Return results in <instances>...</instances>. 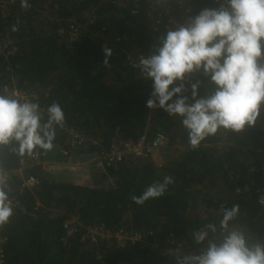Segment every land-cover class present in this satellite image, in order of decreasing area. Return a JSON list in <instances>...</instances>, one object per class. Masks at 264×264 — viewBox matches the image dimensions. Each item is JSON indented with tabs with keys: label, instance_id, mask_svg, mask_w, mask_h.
Listing matches in <instances>:
<instances>
[{
	"label": "trees",
	"instance_id": "1",
	"mask_svg": "<svg viewBox=\"0 0 264 264\" xmlns=\"http://www.w3.org/2000/svg\"><path fill=\"white\" fill-rule=\"evenodd\" d=\"M148 0H21L0 7V37L9 39L7 56H0V94L7 89L36 95L41 105L59 103L64 126L57 128L54 148L36 150L48 166L27 163L19 169L15 143L0 146V176H8L15 197L13 213L0 225L2 264H166L144 243L120 247L113 238L82 241L81 231L67 234L68 217L82 226L103 223L148 236L161 245L169 234L184 238L194 252L201 245L191 234L209 223L217 225L220 209L239 206L230 227L264 242V113L252 127L239 132L221 129L192 149L178 116L149 109L146 100L151 80L133 67L137 55L153 51L164 31L153 28L145 15ZM193 15L216 0H190ZM29 5V6H28ZM70 25L79 32L71 41ZM111 31L113 45L93 32ZM15 29V30H13ZM112 50L103 62V49ZM192 80L205 78L195 74ZM8 93V92H7ZM81 133L85 141L69 152L70 163L88 162L82 177L77 170L57 165L66 146V130ZM162 131L170 145L168 158L156 165L152 158L126 156L106 169L90 162L116 139H136ZM95 142V143H93ZM182 145V148H178ZM54 162V164H52ZM56 162V163H55ZM87 169V170H86ZM33 175L38 184L20 189L23 177ZM172 178L165 194L136 204L153 182ZM82 178V179H81ZM83 181V182H82Z\"/></svg>",
	"mask_w": 264,
	"mask_h": 264
},
{
	"label": "clouds",
	"instance_id": "2",
	"mask_svg": "<svg viewBox=\"0 0 264 264\" xmlns=\"http://www.w3.org/2000/svg\"><path fill=\"white\" fill-rule=\"evenodd\" d=\"M216 5L167 29L153 51L133 64L152 82L146 107L178 116L192 149L221 129L252 127L264 113V0H216ZM21 6L27 7L26 0ZM103 54L107 64L112 50L105 47ZM195 74L205 78L203 92L201 80L191 79ZM64 121L55 101L41 105L15 92L0 94V146L14 142L20 155L51 151ZM171 183L165 176L131 198L143 204L163 196ZM259 203L264 205V198ZM239 212L236 204L221 208L219 235L210 236L217 233L213 223L193 232L191 239L201 248L189 254L177 249L176 264H264V242L230 227ZM12 213L9 194L0 187V225Z\"/></svg>",
	"mask_w": 264,
	"mask_h": 264
},
{
	"label": "built area",
	"instance_id": "3",
	"mask_svg": "<svg viewBox=\"0 0 264 264\" xmlns=\"http://www.w3.org/2000/svg\"><path fill=\"white\" fill-rule=\"evenodd\" d=\"M9 2H15L17 0H8ZM29 6V5H28ZM1 11L6 7V3H3L0 0ZM146 18L149 21V24L153 28L166 31L167 29L174 27L178 23H183L189 16L193 15V7L190 3V0H148L145 10ZM79 32L78 25H70V37L72 41L77 33ZM94 36L102 39L105 44L113 45L116 41L119 40L118 37L111 39V31L105 27H101L95 32ZM9 39L7 37H0V56H7L8 47L10 45ZM137 55V60L138 56ZM8 93H18L22 97L36 98V95L33 93L26 94L21 93L15 89H7ZM66 149H62V155L65 161V165H71L70 156L72 151L77 147L82 145L85 141L84 136L79 133L77 130L72 128H67L66 130ZM95 143V142H93ZM170 149L167 136L162 131H155L152 136H147L146 133H142L136 139H114L107 150L102 151L98 156L93 158L90 162L93 163L96 169L104 172L106 174V169L113 166L116 162L121 161L126 156H133L136 158H153V154L159 152L163 158L166 157ZM71 152V154H69ZM40 164L42 168L48 166V161L40 159V156L37 151L33 154H27L25 157L20 158L19 160V169L27 163ZM56 163V162H55ZM54 164V162L52 163ZM58 166L62 163L57 162ZM88 164V163H87ZM74 166L78 163L73 164ZM64 166V165H62ZM38 184V180L33 175H28L23 177L20 183V189L34 187ZM0 187L5 188L9 192H13L8 184V176L6 174L0 176ZM12 201V204L17 203L15 197H9ZM259 202V200H258ZM63 229L67 234L76 233L81 231V240L89 242H97L100 239L113 238L115 242L120 246L124 247L126 244H134L138 242L144 243V247H147L151 251L157 252L160 257L163 258L166 264H176L175 253L176 250H180V254H189L193 253L190 245L187 241L178 237L174 234H169L165 241L159 245L148 240V236H152V232H148L146 235L137 233V232H127L122 228L110 229L106 227L103 223L99 224H90V225H80L75 217H68L63 221ZM5 236L0 235V264H2L3 251L2 244L5 241Z\"/></svg>",
	"mask_w": 264,
	"mask_h": 264
},
{
	"label": "rangeland",
	"instance_id": "4",
	"mask_svg": "<svg viewBox=\"0 0 264 264\" xmlns=\"http://www.w3.org/2000/svg\"><path fill=\"white\" fill-rule=\"evenodd\" d=\"M178 148H182V145H178ZM169 153V152H168ZM168 156V154L166 155V157L165 158H163L162 156H161V154L159 153V152H156L155 154H153V158H152V160H153V162L156 164V165H162L166 160H167V158L169 157H167ZM65 161L66 160H64V159H60V161H58V162H60V163H62V165H64V166H67V167H70V168H72V169H74V170H77V172L79 173V175L82 177V175H84L83 174V171L85 170V168L84 167H86L87 166V163L88 162H83V163H78V165L76 166H74L73 164H71V165H65L64 163H65ZM93 167H95L94 165H92ZM87 170V169H86ZM82 179V178H81ZM83 182V181H82Z\"/></svg>",
	"mask_w": 264,
	"mask_h": 264
}]
</instances>
